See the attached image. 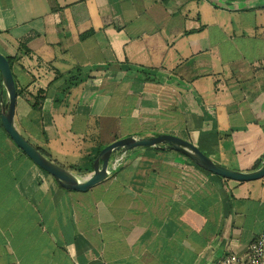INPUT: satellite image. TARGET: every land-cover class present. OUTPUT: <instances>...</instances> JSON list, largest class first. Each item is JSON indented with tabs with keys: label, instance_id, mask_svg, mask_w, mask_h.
Segmentation results:
<instances>
[{
	"label": "crops",
	"instance_id": "crops-1",
	"mask_svg": "<svg viewBox=\"0 0 264 264\" xmlns=\"http://www.w3.org/2000/svg\"><path fill=\"white\" fill-rule=\"evenodd\" d=\"M0 51L18 130L81 178L94 148L131 134H176L241 170L264 158V0H0ZM110 170L62 187L0 109V264H218L264 231V176L152 147Z\"/></svg>",
	"mask_w": 264,
	"mask_h": 264
},
{
	"label": "water",
	"instance_id": "water-1",
	"mask_svg": "<svg viewBox=\"0 0 264 264\" xmlns=\"http://www.w3.org/2000/svg\"><path fill=\"white\" fill-rule=\"evenodd\" d=\"M0 75L2 93H6V98L4 99L2 96L0 99L1 121L4 129L28 157L54 176L59 184L66 189L84 191L101 182L111 173L110 167L115 156L124 152L127 153L137 147L178 151L192 159L203 169L231 180L251 181L264 176V158L261 159L260 166L252 170L231 168L215 161L193 141L176 134L160 132L152 135L131 134L108 143L94 159L93 171L85 178H81L74 170L60 164L44 153L18 130L15 121L17 104L16 80L8 57L1 51Z\"/></svg>",
	"mask_w": 264,
	"mask_h": 264
},
{
	"label": "built area",
	"instance_id": "built-area-1",
	"mask_svg": "<svg viewBox=\"0 0 264 264\" xmlns=\"http://www.w3.org/2000/svg\"><path fill=\"white\" fill-rule=\"evenodd\" d=\"M126 154L124 152L115 156L112 166L114 168L121 166ZM244 259L248 264H264V231L250 244L246 257H242L235 252H229L219 260L218 264H236Z\"/></svg>",
	"mask_w": 264,
	"mask_h": 264
},
{
	"label": "trees",
	"instance_id": "trees-1",
	"mask_svg": "<svg viewBox=\"0 0 264 264\" xmlns=\"http://www.w3.org/2000/svg\"><path fill=\"white\" fill-rule=\"evenodd\" d=\"M10 64L12 66L13 69V58L11 56H7ZM144 73L145 79L148 81H158V78H156L154 75L151 74L149 69H144L142 68L141 70ZM18 88V87H17ZM17 91H19V89H17ZM41 99V98H40ZM40 99H36L33 103V107L34 108H39L41 106V100ZM103 148V146H98L96 148H94L91 152V154L88 155V164L85 166H79L80 170L84 173H89L92 170V163L94 158L97 156V154L100 152V150ZM44 153L48 154L46 150H44L43 148H40ZM49 155V154H48ZM50 156V155H49ZM261 164V160H259L258 162H256L255 167H259Z\"/></svg>",
	"mask_w": 264,
	"mask_h": 264
},
{
	"label": "rangeland",
	"instance_id": "rangeland-1",
	"mask_svg": "<svg viewBox=\"0 0 264 264\" xmlns=\"http://www.w3.org/2000/svg\"><path fill=\"white\" fill-rule=\"evenodd\" d=\"M215 135H217V134H215ZM31 141L35 144V145H37V143L33 140V139H31ZM55 157V156H54ZM54 159H58V161H63L60 157H58V156H56V158H54ZM84 165H86V164H84Z\"/></svg>",
	"mask_w": 264,
	"mask_h": 264
}]
</instances>
